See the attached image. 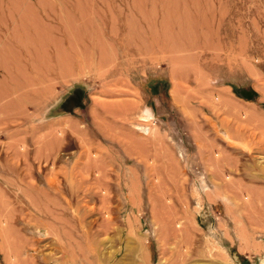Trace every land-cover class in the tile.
Instances as JSON below:
<instances>
[{"label": "rangeland", "instance_id": "374dc122", "mask_svg": "<svg viewBox=\"0 0 264 264\" xmlns=\"http://www.w3.org/2000/svg\"><path fill=\"white\" fill-rule=\"evenodd\" d=\"M68 17L79 48L100 36L111 57L28 72L24 86L10 37ZM127 19L147 50L125 44ZM122 129L142 138L136 170L113 162ZM0 264H264V0H0Z\"/></svg>", "mask_w": 264, "mask_h": 264}, {"label": "bare ground", "instance_id": "6f19581e", "mask_svg": "<svg viewBox=\"0 0 264 264\" xmlns=\"http://www.w3.org/2000/svg\"><path fill=\"white\" fill-rule=\"evenodd\" d=\"M82 10L84 11V8ZM82 10H80V11H82ZM84 13L85 12H82L81 15L82 14L84 15ZM86 14H88V12ZM65 15L63 17H65ZM86 17H87V15H86ZM69 18L70 17L61 18V20L58 23H55L53 25H49V24L44 25V28H40V27L38 28L36 25H31L29 27V29L24 31L22 38L17 36V35L15 36V34H13L12 37H10L11 42L13 43L14 47H11V51L8 50V52L9 51H10V53L13 52V54L15 56L16 63H17L15 65L17 66L16 68H18L17 69L18 73L23 78L22 84L24 86H28L32 83L31 79L28 78L29 77L28 72H34L36 74L42 75V74H46L47 72L50 73L52 71L53 72L59 71L63 67L68 69V66L71 65V62L73 60H75V62H76L82 56L93 54L94 50H95V54H98L99 60H101V61H103V60L105 61V59L107 60L108 56L110 55L109 54L110 52L107 51L108 46L106 47V45H104L105 43H103V41H101L100 36L97 39V44L93 46L95 48L91 47L90 49H88V47H85V46H82L81 48H79L77 46V44H79L82 41V39H84L83 38L84 36L81 35L78 31L79 24L75 23V21H73L72 19H69ZM88 18L90 19L91 17L89 16ZM97 18H99V17H97ZM143 18H145V17H143ZM111 19H113V18L111 17ZM85 20H87V19H85ZM89 21H91V20H89ZM126 26H127L126 28H128V31H127V34H125L126 35L125 36V41H126L125 44L128 45V44L134 42L136 44V47H138V49L139 48H142V49L145 48L147 50L148 49L147 43L144 41L143 37L140 36V34H138L139 32L134 34L135 32L133 30H136V28L131 26V22H129L128 19L126 22ZM131 27L134 29H131ZM89 38H91V37H89ZM151 41H152V39H151ZM150 46H149V48H150ZM20 56H22V60L20 59ZM109 57H111V56H109ZM105 62L107 63V61H105ZM70 68H71V66H70ZM224 96H226V95H223V97ZM226 98H227V96L223 99L222 102H224V100L227 101ZM95 100H97V99H95ZM227 102L229 103V101H227ZM224 103H226V102H224ZM233 105L234 104H232L231 106H233ZM96 116H95V118H97ZM148 132L149 131L147 129L145 131V133H148Z\"/></svg>", "mask_w": 264, "mask_h": 264}, {"label": "crops", "instance_id": "0c3cea01", "mask_svg": "<svg viewBox=\"0 0 264 264\" xmlns=\"http://www.w3.org/2000/svg\"><path fill=\"white\" fill-rule=\"evenodd\" d=\"M223 93H224V95L228 94V92H226V91H224ZM244 103H246V105H242V108L245 109L248 112V114H250L252 116V119H253V117H256V116L261 117L259 111L257 109H255L251 105V103L249 101L244 100ZM140 109H142L141 106H140ZM124 111H125V109L123 110L122 106H118V107H113L112 109H110L109 112L107 111V108L105 107V108H103L102 113L96 112V110L91 111L90 113L92 115L97 113L96 114L97 116H99L100 114L101 115L111 114L114 117H116V116L119 117V116L124 115ZM98 113H100V114L98 115ZM221 118L222 117H219L218 119H216V121H214V124L218 120L220 121ZM69 121H70V124H71L70 125L71 128H70V131H67V132H70V134H72L70 136V140H73V142H76V146L78 147V146H80V142L79 141L81 140V137H82L83 133H85L84 129L82 128L83 127L82 126V119L74 118V119H71ZM222 121L224 122L223 118H222ZM223 122H221V123H222V126H224V129H225L226 133L227 132L231 133L235 129L238 131L239 135L240 134H242V135L246 134V132H247L245 129H242V127L241 128H236V127L232 126L231 123L230 124L226 123V124L223 125ZM60 123H62V121H60ZM97 124H99V123H97ZM51 125H52V123L45 124L44 129L45 128H50ZM105 126H107V125L106 124L104 125V123H103V127L98 125L97 128L102 129V130L105 131L106 130ZM109 128H110L111 131H113L114 128L121 129L119 125L115 126L113 124H111L109 126ZM131 131H132L131 129H129V130H123L122 129L121 132H119V134H115L114 133L113 135H110V139L109 140L112 141V142L109 144V146H110V149H115V148L121 149L122 150V154H124L123 155V160L117 159L118 161L114 160L113 162H119V164L121 162L124 163V164H128L129 165L128 168L130 170H136V166H134V165H137L138 162L142 161V153H141L142 152V140H141L142 138L138 137L135 134H133ZM188 132H190L189 129H188ZM189 136H190V133H189ZM189 138H190L189 139L190 142H192V144H193L194 153L196 155H198V158L201 157L200 160L204 162L205 158H203V157L207 156L209 154V152H210L208 150V146H206V143L209 141V139H206V137H202V135H200V136H198L196 138H192V137H189ZM93 140L94 139L92 137L88 136V141L87 142L94 143ZM189 140H188V142H189ZM48 141L49 142H45V147L46 148L47 147L48 148H53V146H56L55 145L56 144L55 143L56 140L54 141L53 139H51V140H48ZM67 141H68L67 137L66 138L63 137L61 139L60 146L61 147L66 146V144H68ZM188 142H187V140L185 138H180V137L177 138V145L180 146V147L182 146L181 149H182V151L184 153V159H185V161H184L185 163L184 164L186 166L194 164V163H192L190 161L191 151H189L190 149L186 145ZM202 158H203V160H202ZM128 160L130 161V163H127ZM38 223H39L38 225H39V230H40L45 223H43V222H38Z\"/></svg>", "mask_w": 264, "mask_h": 264}, {"label": "trees", "instance_id": "16d2710c", "mask_svg": "<svg viewBox=\"0 0 264 264\" xmlns=\"http://www.w3.org/2000/svg\"><path fill=\"white\" fill-rule=\"evenodd\" d=\"M257 93L255 91L252 92L251 96H246V95H241V94H237V96H240L241 98H244L246 100H253L257 95Z\"/></svg>", "mask_w": 264, "mask_h": 264}, {"label": "flooded vegetation", "instance_id": "af4514ba", "mask_svg": "<svg viewBox=\"0 0 264 264\" xmlns=\"http://www.w3.org/2000/svg\"><path fill=\"white\" fill-rule=\"evenodd\" d=\"M78 90H75L73 93H71V98H75V99H77V97H78Z\"/></svg>", "mask_w": 264, "mask_h": 264}]
</instances>
